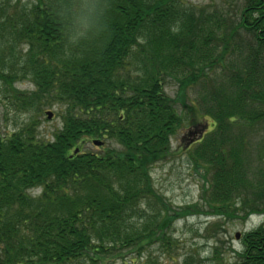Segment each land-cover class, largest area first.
I'll use <instances>...</instances> for the list:
<instances>
[{
    "label": "trees",
    "instance_id": "obj_1",
    "mask_svg": "<svg viewBox=\"0 0 264 264\" xmlns=\"http://www.w3.org/2000/svg\"><path fill=\"white\" fill-rule=\"evenodd\" d=\"M11 114L26 120L4 130ZM259 125L264 0H240L234 17L185 0H0V264H156L178 247L179 219L216 218L209 232L264 215ZM176 154L200 184L179 208L151 177ZM233 254L264 264V223Z\"/></svg>",
    "mask_w": 264,
    "mask_h": 264
},
{
    "label": "rangeland",
    "instance_id": "obj_2",
    "mask_svg": "<svg viewBox=\"0 0 264 264\" xmlns=\"http://www.w3.org/2000/svg\"><path fill=\"white\" fill-rule=\"evenodd\" d=\"M21 1L25 3L28 0ZM185 1L192 7L197 9L204 8L209 12L216 8L221 9V11L227 12L232 17L238 15V7L240 5V0ZM168 83L165 86V90L173 97L176 87L174 83ZM16 87L27 89L29 85L17 84ZM45 111H51L55 114L56 108L51 107L45 109ZM23 120H26L25 114H11L8 115L7 120L2 121L1 126L5 127L4 130L10 129L13 125H18ZM38 122H41L39 126L41 133L47 134L57 124L58 118L53 116L51 120H48L44 114L38 118ZM198 132L193 126L180 131L175 141L173 139V149H175L177 144H182L181 138H191L190 133H193V136L196 137ZM248 138L252 144L264 142L263 127L259 125L253 131H248ZM85 149H91V146L87 145ZM151 177L156 191L163 195L169 205L174 208L194 204L199 199L200 184L198 176L181 154H176L168 161L154 165L151 170ZM215 221H217L216 218H204L203 216H188L175 221L173 232L174 237L178 239V247L173 250L169 258L156 252L153 256L154 263L184 264L183 260L188 255L190 256L189 264H231L234 258L233 251L240 250V240L243 234L263 224L264 215L251 216L246 221L228 219L222 224L219 222L215 226L210 227L209 232L206 231L205 229L208 225ZM236 235H238V238L235 237ZM215 240H218V243H215ZM214 245H216L219 253L218 258L221 257L222 262H217L218 258L213 257L212 248ZM142 259L131 263L128 257H123L107 264H143L145 258L143 257Z\"/></svg>",
    "mask_w": 264,
    "mask_h": 264
},
{
    "label": "water",
    "instance_id": "obj_3",
    "mask_svg": "<svg viewBox=\"0 0 264 264\" xmlns=\"http://www.w3.org/2000/svg\"><path fill=\"white\" fill-rule=\"evenodd\" d=\"M45 114H46L47 119H51L52 118V113L50 111L46 112ZM92 143L95 146H99L100 145V142H98V141H93ZM235 237L238 238V235H236Z\"/></svg>",
    "mask_w": 264,
    "mask_h": 264
}]
</instances>
